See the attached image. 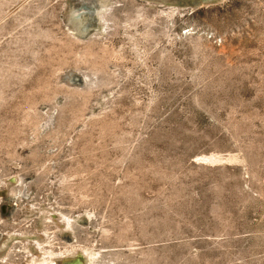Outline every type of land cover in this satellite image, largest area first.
Here are the masks:
<instances>
[{
    "label": "rangeland",
    "instance_id": "374dc122",
    "mask_svg": "<svg viewBox=\"0 0 264 264\" xmlns=\"http://www.w3.org/2000/svg\"><path fill=\"white\" fill-rule=\"evenodd\" d=\"M40 232L82 264H264V0H0V264Z\"/></svg>",
    "mask_w": 264,
    "mask_h": 264
},
{
    "label": "bare ground",
    "instance_id": "6f19581e",
    "mask_svg": "<svg viewBox=\"0 0 264 264\" xmlns=\"http://www.w3.org/2000/svg\"><path fill=\"white\" fill-rule=\"evenodd\" d=\"M216 160H218V158ZM14 181L13 179H6L8 187ZM9 191L13 192L12 189H9ZM37 214L39 215V218H41L39 222L40 224L43 223L42 219L51 218L55 222L60 233L67 234L68 232L72 231L71 216L67 215L66 213L62 211H57L54 208H41L39 209V211H37ZM73 219L78 222L86 221L89 219V213L83 212V213L77 214L73 217ZM37 234L38 236L35 238V240L26 241L27 244L31 245V248L29 249L30 251L27 254L28 257H26L24 264H63L67 260L72 261L73 255L79 252H81L85 256L86 259L94 258L99 253L97 249H95L94 247H86V246L85 247L83 246L82 247H79V246L78 247H73V246L66 247L59 253H55L56 251L55 249H52V248L46 249L44 247H40L42 243L47 242V236L41 232ZM71 234H73V231ZM1 250H5V251L10 250L8 240L2 243ZM70 256H72V259H67V258H70ZM89 264H93V263L89 262Z\"/></svg>",
    "mask_w": 264,
    "mask_h": 264
},
{
    "label": "water",
    "instance_id": "95a60500",
    "mask_svg": "<svg viewBox=\"0 0 264 264\" xmlns=\"http://www.w3.org/2000/svg\"><path fill=\"white\" fill-rule=\"evenodd\" d=\"M63 264H82L80 261H78L77 259L74 260H67L66 262H64Z\"/></svg>",
    "mask_w": 264,
    "mask_h": 264
}]
</instances>
